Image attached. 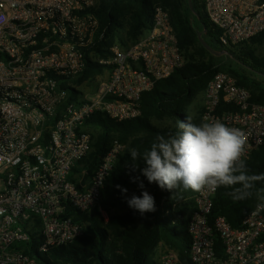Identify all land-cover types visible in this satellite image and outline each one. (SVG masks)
<instances>
[{
    "label": "built area",
    "instance_id": "2783aa9c",
    "mask_svg": "<svg viewBox=\"0 0 264 264\" xmlns=\"http://www.w3.org/2000/svg\"><path fill=\"white\" fill-rule=\"evenodd\" d=\"M94 0H0V264H41L28 251L47 252L83 233L67 208L100 207L101 189L122 144L115 141L93 178L79 188L70 175L91 150L86 120L100 113L115 121L141 115L142 93L185 63L169 12L155 5L152 25L128 46L113 45L92 89L75 83L84 68L98 20ZM209 20L233 46L264 31V0H204ZM66 81V86L64 82ZM93 81V82H94ZM93 82L91 84H93ZM202 122L220 120L246 134L245 157L264 144V103L217 71L204 90ZM216 192V191H215ZM196 192L187 223L190 264H264V214L210 218L213 195ZM224 246L215 251L214 237ZM163 248V247H160ZM157 264H183L164 247Z\"/></svg>",
    "mask_w": 264,
    "mask_h": 264
},
{
    "label": "trees",
    "instance_id": "16d2710c",
    "mask_svg": "<svg viewBox=\"0 0 264 264\" xmlns=\"http://www.w3.org/2000/svg\"><path fill=\"white\" fill-rule=\"evenodd\" d=\"M155 5L169 12L185 63L142 93L139 117L115 121L95 113L86 120L91 129V150L76 163L70 175L79 188L90 182L112 144H122L101 189L100 207L107 217L97 207L90 211L67 208L66 215L81 225L83 233L69 244L47 252L29 250L41 264H157L160 247L177 251L180 262L190 264L187 223L195 208L196 192L183 191L182 199L173 200L172 191L148 182L140 171L145 167L144 161L133 162L128 150L137 148L143 152L158 134H175L178 122L187 116L194 124L202 123L204 90L217 71L230 74L238 85L251 90V100L264 103V31L243 43L223 45L219 40L221 30L209 20L204 0H94L89 10L98 20V30L85 51L83 71L73 81L91 85L105 65L91 59L89 53L105 57L113 45L124 47L134 42L151 27ZM183 105L188 111L186 116L181 111ZM245 159L249 174L264 173V144ZM132 177L138 180L133 182ZM117 185L126 188L127 193L122 194ZM145 190L154 197L156 211L141 216L129 208L125 195L140 196ZM230 190H216L210 218L223 215L239 228L244 215L261 202L257 194L264 195V181L256 183L253 197L245 201L234 202L225 195ZM214 241L216 254L222 256V241L218 236Z\"/></svg>",
    "mask_w": 264,
    "mask_h": 264
},
{
    "label": "clouds",
    "instance_id": "9594fccd",
    "mask_svg": "<svg viewBox=\"0 0 264 264\" xmlns=\"http://www.w3.org/2000/svg\"><path fill=\"white\" fill-rule=\"evenodd\" d=\"M191 116L179 121L177 131L172 135L158 134L150 147L143 152L131 148V160L142 159L145 167L140 169L149 183H156L160 189L172 191V199L180 200V193L187 190L214 193L218 188L231 189L225 195L234 202L253 197L256 183L264 181V173L249 174L245 157L246 134L230 127L220 120L194 124ZM133 182L138 177H132ZM122 194L126 188L117 185ZM143 189V181L139 182ZM258 195V202L251 215L264 211V195ZM129 208L141 216L155 212L154 197L148 191L140 196L127 197Z\"/></svg>",
    "mask_w": 264,
    "mask_h": 264
},
{
    "label": "rangeland",
    "instance_id": "374dc122",
    "mask_svg": "<svg viewBox=\"0 0 264 264\" xmlns=\"http://www.w3.org/2000/svg\"><path fill=\"white\" fill-rule=\"evenodd\" d=\"M104 70H106V69H104ZM97 75H99V74H97ZM99 77H101V75H99ZM96 79H98V78H96ZM95 84V81L93 82V84H91V85H89L88 83H87V81H85V82H83L82 84H81V87H82V89L83 90H86V89H92V87H93V85ZM191 107H193L192 105H191ZM181 111H182V114L183 115H187V109H186V107L183 105V106H181ZM190 113L191 114H193V108H191L190 109ZM93 131V130H92ZM164 248V247H163ZM163 248H158V254L161 252V250L163 249Z\"/></svg>",
    "mask_w": 264,
    "mask_h": 264
},
{
    "label": "water",
    "instance_id": "95a60500",
    "mask_svg": "<svg viewBox=\"0 0 264 264\" xmlns=\"http://www.w3.org/2000/svg\"><path fill=\"white\" fill-rule=\"evenodd\" d=\"M200 34H198V36H199ZM200 37V36H199ZM201 43L207 48V49H209V50H211V48L208 46V44L204 41V40H202L201 39Z\"/></svg>",
    "mask_w": 264,
    "mask_h": 264
}]
</instances>
